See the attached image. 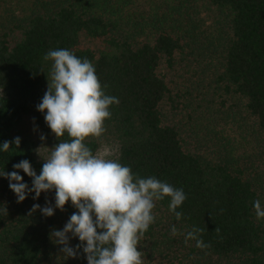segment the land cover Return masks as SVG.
Wrapping results in <instances>:
<instances>
[{"label": "trees", "instance_id": "trees-1", "mask_svg": "<svg viewBox=\"0 0 264 264\" xmlns=\"http://www.w3.org/2000/svg\"><path fill=\"white\" fill-rule=\"evenodd\" d=\"M61 48L119 100L103 136L85 140L93 154L186 194L179 220L169 198L155 202L144 264H264L253 207L264 206V0H0V143L21 139L0 152V170L27 159L39 175L60 142L36 106L51 84L44 56ZM32 195L17 203L0 178V264H87L50 236L76 209L29 215L54 205V191ZM193 228L208 247L186 239Z\"/></svg>", "mask_w": 264, "mask_h": 264}, {"label": "clouds", "instance_id": "clouds-1", "mask_svg": "<svg viewBox=\"0 0 264 264\" xmlns=\"http://www.w3.org/2000/svg\"><path fill=\"white\" fill-rule=\"evenodd\" d=\"M44 59L52 61L51 84L36 110L60 142L48 149L50 155L39 175L25 159L14 164L12 172L0 170V178L8 181L17 203L30 194L36 200L41 193L54 191V205L47 200L44 207L33 204L29 215L39 209L42 216L52 217L68 202L76 209L62 230L50 233L55 244L61 246L64 259H76L82 250L87 264H144L138 245L155 221V202L169 198V211L179 220L182 212L177 209L186 194L182 188L154 176L141 178L129 166L107 158V153L93 154L85 140L103 136L105 121L111 118L110 106L118 104V98L105 93L88 59L64 48L48 51ZM2 92L0 87V96ZM65 134L69 139L62 141ZM40 139L45 137L41 135ZM20 143V137L4 141L0 152L8 151L10 144L19 147ZM21 171L31 178V187L23 182ZM253 207L257 219L264 218L261 201L255 200ZM0 211L7 215L6 207ZM171 231L176 233L175 226ZM201 231L193 228L186 239L195 240L198 248H206L208 245L198 236ZM71 238L80 243L70 246Z\"/></svg>", "mask_w": 264, "mask_h": 264}, {"label": "rangeland", "instance_id": "rangeland-1", "mask_svg": "<svg viewBox=\"0 0 264 264\" xmlns=\"http://www.w3.org/2000/svg\"><path fill=\"white\" fill-rule=\"evenodd\" d=\"M105 153H107V151H103L101 155H103V154H105Z\"/></svg>", "mask_w": 264, "mask_h": 264}]
</instances>
